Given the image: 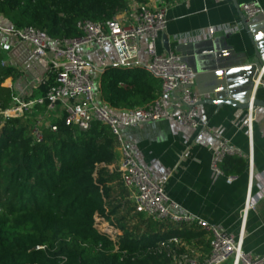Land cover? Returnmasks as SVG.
Returning a JSON list of instances; mask_svg holds the SVG:
<instances>
[{
    "label": "trees",
    "instance_id": "obj_1",
    "mask_svg": "<svg viewBox=\"0 0 264 264\" xmlns=\"http://www.w3.org/2000/svg\"><path fill=\"white\" fill-rule=\"evenodd\" d=\"M127 2L0 0V22L43 30L50 39L73 38L81 35L79 21L108 20L126 12ZM4 58L0 52V264H174L167 252L175 246L166 242L172 235H197L185 244L209 252V240L199 237L194 223L152 219L134 210L119 173L108 169L117 159L118 142L106 124L93 120L80 129L58 118L51 122L56 130L42 125V140L36 141L35 117L5 118L14 90L3 83L22 72L2 65ZM50 76L37 85L39 94ZM97 86L99 101L111 112L143 106L161 94L160 80L131 64L105 67ZM94 215L121 234L99 231Z\"/></svg>",
    "mask_w": 264,
    "mask_h": 264
},
{
    "label": "crops",
    "instance_id": "obj_2",
    "mask_svg": "<svg viewBox=\"0 0 264 264\" xmlns=\"http://www.w3.org/2000/svg\"><path fill=\"white\" fill-rule=\"evenodd\" d=\"M255 1L263 10L264 0H147L151 8L165 4L168 20L165 30L158 34L156 50L165 53L162 35L166 36L168 49L174 52L194 72L192 89L200 100L224 96L231 91L233 96L245 97L240 92L250 86L253 98L264 100V63L259 82L256 74L251 77L248 66L256 57L254 47L264 44V29L257 28L248 36L240 22L241 7ZM139 2L128 0L126 12L120 14L126 23H132L134 8ZM221 23L241 24L240 29L217 32L209 38L206 29ZM255 41V42H254ZM147 37L141 35L136 41V59L132 66L143 67L148 61ZM260 50V49H259ZM78 52L85 56L98 70L93 73L98 85L100 72L115 65L117 53L111 43L80 45ZM45 61L40 60L34 71H21L22 75L6 86L14 94L38 95L37 80L33 76L43 73ZM42 72V73H41ZM49 74L45 72L44 75ZM51 74V73H50ZM52 76L49 77L51 79ZM32 82V83H31ZM254 82V83H253ZM35 83V86H34ZM254 84V86H252ZM36 87V88H35ZM161 90V89H160ZM239 99V98H238ZM178 93L164 96L167 104L177 107ZM197 128H188L173 119H158L131 124L126 109H112L121 120L119 127L123 144L145 167L151 177L162 182L165 194L178 205V212H185L204 219L220 230L230 233L240 248L252 254H264V107H253V120L247 123L249 111L222 105L216 108L209 103L198 104ZM59 108L51 113L59 114ZM220 138H226L242 155L228 157L222 164L225 175L234 179L227 183L223 175L214 174L209 162L213 148ZM120 158V149L115 163ZM253 201V207L242 210ZM203 241L205 232L198 228ZM198 236L181 238L192 244ZM188 245V244H187ZM190 246V245H189ZM191 247V246H190ZM195 254L202 259L203 245H198ZM209 249V246H208ZM218 264H233L228 258Z\"/></svg>",
    "mask_w": 264,
    "mask_h": 264
},
{
    "label": "built area",
    "instance_id": "obj_3",
    "mask_svg": "<svg viewBox=\"0 0 264 264\" xmlns=\"http://www.w3.org/2000/svg\"><path fill=\"white\" fill-rule=\"evenodd\" d=\"M166 7L161 4L157 8H151L146 3H139L134 8L132 23H126L120 14L105 21L81 20L77 23L81 35L73 38L50 39L43 30L0 22V52L5 54L1 64L16 67L20 71H34L37 63L44 60L43 73L33 76L31 81L37 80L38 85L48 81L45 72L52 76L44 93L37 96L13 94L9 107L2 114L5 118L22 116L40 106L45 113L59 108V114L53 120L62 118L65 124H73L80 129H87L93 120L106 124L116 137L120 149L119 160L115 165H109L108 169L119 173L123 185L130 191L134 210L152 219L194 223L205 232L209 240V252L199 259L195 249L176 235L168 237L166 242L175 246L167 252L174 264H218L228 258L233 259V264H264V254L243 251L230 233L192 214L177 211L178 205L165 194L162 182L153 179L123 144L119 130L121 120L99 101L98 86L93 73L100 70L78 52L80 45L95 44L103 47L104 41L108 40L117 53L116 65L126 66L136 59V41L141 35H145V49L149 58L143 68L160 80L161 94L143 106L126 109L129 122L137 124L166 118L188 128H197L200 122L196 107L200 98L192 89L195 76L193 70L174 52L168 50L158 53L156 50L158 34L165 30L168 22ZM241 12L249 20L263 13V10L255 1H249L242 5ZM232 26L235 29L241 28L240 23H221L209 26L206 35L212 38L217 32L231 30ZM262 71L263 67L257 73V83ZM174 92L178 93L176 108L164 101L165 95ZM252 109L253 107L248 109L249 113L245 118L247 123L253 120ZM42 125L49 126L51 131L56 130L51 122L44 124L42 117H35L31 123V133L36 141L42 140ZM241 155L242 152L228 139L220 138L213 148L209 167L214 174L223 175L225 181L230 183L234 176L225 175L222 164L228 157ZM252 207L253 201H249L241 212ZM94 220L97 229L98 224L104 222L99 221L96 215ZM99 231H104L109 237L121 234L119 229L108 224L106 229ZM180 247L183 250L177 251Z\"/></svg>",
    "mask_w": 264,
    "mask_h": 264
},
{
    "label": "water",
    "instance_id": "obj_4",
    "mask_svg": "<svg viewBox=\"0 0 264 264\" xmlns=\"http://www.w3.org/2000/svg\"><path fill=\"white\" fill-rule=\"evenodd\" d=\"M240 22L243 26V29L246 31L248 36L252 38V33L257 30V28L264 29V14L259 13L255 16H253L251 19L246 20L245 17L241 14L240 17ZM255 42V41H254ZM162 44L165 50L168 49V42L166 36L162 35ZM260 49V50H259ZM254 55L256 57V60L248 66V70L251 72V77H253L257 70L260 68L262 69L263 63H264V44L260 46H255L254 47ZM254 83V82H253ZM254 86V84H252ZM251 87L248 86L245 89H241L240 92H246V96L243 97H238L236 98L233 96V93L231 91H227L224 96L217 97V98H207L204 100H199L197 102L198 104H204V103H209L214 105L216 108L222 106V105H229L232 107L240 108V109H245L248 110L250 107H264V100L263 99H258V98H253V96L250 95Z\"/></svg>",
    "mask_w": 264,
    "mask_h": 264
},
{
    "label": "rangeland",
    "instance_id": "obj_5",
    "mask_svg": "<svg viewBox=\"0 0 264 264\" xmlns=\"http://www.w3.org/2000/svg\"><path fill=\"white\" fill-rule=\"evenodd\" d=\"M4 85L6 84V80L4 81L3 83ZM36 88V87H35ZM38 107H35V110H29L27 111L25 114L29 115L30 117H42L43 118V122L44 124L45 123H49V122H52L54 117H52L51 113L52 112H48V113H45L42 109L38 108ZM36 111L38 113H36ZM107 228V223L106 222H100L98 224V229L101 230V229H106Z\"/></svg>",
    "mask_w": 264,
    "mask_h": 264
}]
</instances>
